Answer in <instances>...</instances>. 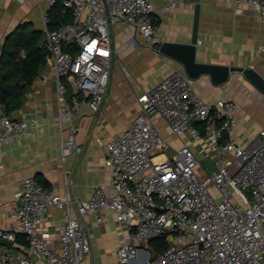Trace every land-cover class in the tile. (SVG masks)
Returning <instances> with one entry per match:
<instances>
[{
  "label": "built area",
  "instance_id": "built-area-1",
  "mask_svg": "<svg viewBox=\"0 0 264 264\" xmlns=\"http://www.w3.org/2000/svg\"><path fill=\"white\" fill-rule=\"evenodd\" d=\"M61 1L71 10L73 21L49 30L50 12L58 2L49 0L42 14L46 29L42 48L49 53L57 79L59 119L72 122L85 107L99 113L104 102L116 56L111 36L116 22L132 26L149 46L162 42L156 35L151 0ZM231 1L238 13L243 5L253 8L264 33V0ZM68 43L76 45L74 53L64 49ZM49 76L48 71L40 75L42 80ZM65 81L75 90L69 97ZM138 103L141 112L132 127L107 144L110 193L95 187L88 200L73 201L52 194L37 178L26 177L18 205L7 203L19 226L13 231L0 228V239L15 241L22 234L47 264H81L92 253L84 218L91 213L101 222L102 211L110 209L132 232L133 243H125L117 251L118 264H131L141 253L148 264H264V128L260 131L263 142L253 152L227 139L237 125V103L231 98L207 103L183 72L162 80L140 96ZM157 117L167 122L172 135L182 138L189 134L195 143L207 142L201 159L210 158L216 167L207 180L199 177L202 160L191 145L174 149L157 128ZM195 122L202 124L205 135ZM27 127L26 120L7 115L0 105V148ZM78 131V125L71 127L62 146L64 154L81 151L75 137ZM169 148L175 150L172 158L166 155ZM210 184L217 194L209 190ZM51 206L68 217L59 230V251L51 248L48 235L39 230ZM160 236L168 240L163 252L152 256L140 248ZM31 263L0 246V264Z\"/></svg>",
  "mask_w": 264,
  "mask_h": 264
},
{
  "label": "crops",
  "instance_id": "crops-1",
  "mask_svg": "<svg viewBox=\"0 0 264 264\" xmlns=\"http://www.w3.org/2000/svg\"><path fill=\"white\" fill-rule=\"evenodd\" d=\"M154 8L156 35L161 42L190 43L196 6L200 7L199 43L197 60L202 63L253 68L264 77V33L257 12L243 5L238 13L231 0H151ZM49 0H0V60L6 55V45L15 41L20 33H40L46 41V29L42 14ZM175 2L172 6L171 3ZM169 7L165 11L164 8ZM73 21V19H72ZM116 56L111 79L99 113L93 114L85 107L80 117L72 122L59 119L58 84L48 56L45 66L26 93L23 106L13 116L26 120L27 129L0 148V228L13 231L18 221L10 215V206L18 205V193L26 177L33 176L52 194L71 200H88L95 187L108 193L112 190L111 172L106 167L107 144L130 129L141 112L138 98L150 92L158 83L182 67L159 54L156 46H149L144 38L130 25L116 22L111 28ZM43 42V44H44ZM42 44V46H43ZM64 47L76 51V45ZM25 56L24 51L21 52ZM50 73L42 80V72ZM192 88L207 102L233 99L237 125L227 139L253 152L263 142L260 131L264 128V95L241 75H233L222 86L212 84L206 75L190 81ZM67 89L75 90L65 81ZM71 88V89H70ZM157 128L174 149L190 144L198 159L207 147L203 140L195 143L186 134L182 138L172 135L169 125L160 117L155 118ZM79 126L76 143L81 151L63 152V143L71 135V127ZM100 139V143L98 142ZM166 150L168 158L175 150ZM10 203V206H7ZM77 214L74 204L72 215ZM98 222L95 214L84 218L90 237L92 253L81 264H118L117 251L125 243H133L132 232L127 225L118 222L110 209L101 213ZM68 221L63 210L48 208L40 232L47 234L51 248L59 251V230ZM10 246L4 249L31 260V264H47L30 249L24 235L18 234ZM140 248L155 256L151 244ZM145 253L131 264H148Z\"/></svg>",
  "mask_w": 264,
  "mask_h": 264
},
{
  "label": "trees",
  "instance_id": "trees-1",
  "mask_svg": "<svg viewBox=\"0 0 264 264\" xmlns=\"http://www.w3.org/2000/svg\"><path fill=\"white\" fill-rule=\"evenodd\" d=\"M72 19L71 10L66 9L62 1L58 0L50 12L48 28L56 30L64 24L71 23ZM43 42V35L40 33L32 35L20 33L13 43L5 47L6 55L0 60V66L5 74L4 87L0 86V105L7 115L13 116L23 106L27 91L47 62L49 53L42 48ZM64 49L71 52L66 47ZM22 51L25 53L24 57L21 55ZM72 51V53L75 52V50ZM69 96H71V92L68 90ZM193 125L205 135V130L200 122H195ZM41 184L46 188L43 182ZM150 244L155 250L154 253L158 254L167 248L168 240L167 237L160 236Z\"/></svg>",
  "mask_w": 264,
  "mask_h": 264
},
{
  "label": "water",
  "instance_id": "water-1",
  "mask_svg": "<svg viewBox=\"0 0 264 264\" xmlns=\"http://www.w3.org/2000/svg\"><path fill=\"white\" fill-rule=\"evenodd\" d=\"M200 7L196 6L193 32L190 43L162 42L158 53L171 59L182 67L183 73L190 81L206 75L215 86L227 84L233 75H241L264 95V77L253 68H240L198 62L197 50L199 43ZM5 74L0 66V86L4 87ZM0 244L10 246L12 242L0 239Z\"/></svg>",
  "mask_w": 264,
  "mask_h": 264
},
{
  "label": "rangeland",
  "instance_id": "rangeland-1",
  "mask_svg": "<svg viewBox=\"0 0 264 264\" xmlns=\"http://www.w3.org/2000/svg\"><path fill=\"white\" fill-rule=\"evenodd\" d=\"M201 166H199L198 168V173H199V177L202 181H205L209 178V176L216 171V167L214 165V162L209 158V159H201ZM204 169L206 170V172H204ZM209 190L214 193L217 194V190L214 187L213 184H210L208 186Z\"/></svg>",
  "mask_w": 264,
  "mask_h": 264
}]
</instances>
